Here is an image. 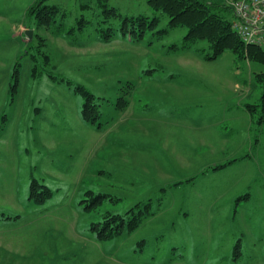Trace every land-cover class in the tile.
Returning a JSON list of instances; mask_svg holds the SVG:
<instances>
[{"label": "rangeland", "instance_id": "obj_1", "mask_svg": "<svg viewBox=\"0 0 264 264\" xmlns=\"http://www.w3.org/2000/svg\"><path fill=\"white\" fill-rule=\"evenodd\" d=\"M36 1L14 0L15 25L0 24V34L27 26L14 96L13 56L0 53V264H264V110L247 109L263 103L262 68L230 51L205 60V42L184 48L188 30L169 29L147 0L108 3L123 17L159 18L141 40L122 35L120 18L103 22L98 0H45L64 14L53 33L27 16ZM109 27L104 42L99 29ZM34 54L39 71L95 94L101 128L82 119L71 87L32 77ZM35 178L53 193L42 203L30 199ZM88 191L110 198L88 211ZM149 201L135 231L96 238L106 213Z\"/></svg>", "mask_w": 264, "mask_h": 264}, {"label": "trees", "instance_id": "obj_2", "mask_svg": "<svg viewBox=\"0 0 264 264\" xmlns=\"http://www.w3.org/2000/svg\"><path fill=\"white\" fill-rule=\"evenodd\" d=\"M108 3L109 0H98L97 6L101 10V15H103V22L107 23L110 18H120L122 24L119 30L125 37L130 36L136 40H141L147 30H155L159 24L160 20L158 17L149 18L143 15L123 17L116 8L109 7ZM147 3L154 11L163 12L170 18L169 29L184 27L188 30L187 35L184 37V48H190L196 43L205 42L209 46L210 53H206L204 48L198 50L205 60H215L226 51L232 52L238 59H249L262 68V72L258 73L256 77L264 86V51L259 47L245 44L233 29L232 21L221 14V10L233 14L230 6H227L220 0H147ZM88 7L89 5L87 4L82 5L84 9ZM60 14L59 7L46 4L45 0H37L27 10V16L35 19L34 21H36L35 25L37 27L45 26L48 30L53 27V33H58L61 29L57 25L56 19ZM61 16L64 17V14H61ZM87 23L84 19L80 20L81 27ZM29 27L33 28V25H29ZM169 29H160L155 33L158 36H162ZM99 31L101 39L104 42H109L114 36L112 27L107 29L101 28ZM41 39L42 42H45L44 38ZM44 46L45 44H40L38 51L42 55V58L45 59V64L48 65L49 56L43 49ZM174 47L177 48V46ZM37 55H32V60L35 63H33L34 65L31 71L32 77H41L46 72L52 79L71 87L76 94L84 98V104L81 109L82 119L86 123L97 125L101 128L102 123L100 119L102 117V111L95 94L84 85L73 84L71 80L59 78L51 71L45 69L39 71ZM20 65V62H18L14 67L12 83L9 89L11 96H14L18 90L20 83ZM262 100L263 103L261 105H247V109L252 116H256L259 112V107H262L264 110V95ZM259 121H264V118H260ZM224 167L225 165H221L215 169H222ZM52 195V191L47 186L42 185L36 178L33 179L30 191L31 200L42 203L52 197ZM86 195L88 196L87 201L89 200V203L86 205V210L88 211L96 209L105 199L110 198L108 195L95 194L92 191H88ZM150 205V201L144 205L137 204L125 214L106 213L102 222L93 224L92 229L96 231V238L100 241H107L122 235L124 232L131 233L135 231L140 226L143 218L150 213ZM10 217L6 216L5 218ZM239 248L240 243L235 246V250L238 251Z\"/></svg>", "mask_w": 264, "mask_h": 264}, {"label": "built area", "instance_id": "obj_3", "mask_svg": "<svg viewBox=\"0 0 264 264\" xmlns=\"http://www.w3.org/2000/svg\"><path fill=\"white\" fill-rule=\"evenodd\" d=\"M233 11V29L251 46L264 51V0H221Z\"/></svg>", "mask_w": 264, "mask_h": 264}, {"label": "crops", "instance_id": "obj_4", "mask_svg": "<svg viewBox=\"0 0 264 264\" xmlns=\"http://www.w3.org/2000/svg\"><path fill=\"white\" fill-rule=\"evenodd\" d=\"M13 5H14V0H0V24L12 22V24L15 25L14 20H13V13H14ZM24 27H25V25H21V28L18 29L17 31H15V29H14V31L11 30L12 33L0 34V43L2 42L0 44V50H3L0 53H2V52L10 53L13 56L12 58H10V60H11V63L14 64V66L18 62H20L19 59L21 57H19V56H22V58L24 56V55H22L23 49L25 48V40H24V36H23L24 34L22 33V30ZM2 36H5V37H2ZM20 64H21V62H20ZM11 78L12 77H10V79ZM9 83H10V81H9ZM2 84H5V86L7 87L8 79H4L2 81L0 80V86ZM7 94H9V89H8ZM122 122H124V121H122ZM245 161H246V159H244L243 162H245ZM247 198H248V194L239 197V200L247 199ZM240 205H241V203L237 199H235L234 209ZM204 212H205V210L199 209L198 211L195 212V215H197V216L202 215V214H204ZM207 213L210 214L209 211H207ZM185 214H189L188 211H186ZM197 219L200 220V217H197Z\"/></svg>", "mask_w": 264, "mask_h": 264}, {"label": "water", "instance_id": "obj_5", "mask_svg": "<svg viewBox=\"0 0 264 264\" xmlns=\"http://www.w3.org/2000/svg\"><path fill=\"white\" fill-rule=\"evenodd\" d=\"M25 35L29 38L32 39L33 38V30H27L25 32Z\"/></svg>", "mask_w": 264, "mask_h": 264}]
</instances>
